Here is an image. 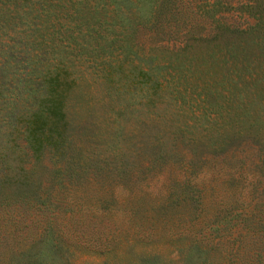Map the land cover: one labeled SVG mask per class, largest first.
<instances>
[{
	"label": "trees",
	"instance_id": "trees-1",
	"mask_svg": "<svg viewBox=\"0 0 264 264\" xmlns=\"http://www.w3.org/2000/svg\"><path fill=\"white\" fill-rule=\"evenodd\" d=\"M112 261L264 264V0H0V264Z\"/></svg>",
	"mask_w": 264,
	"mask_h": 264
},
{
	"label": "rangeland",
	"instance_id": "rangeland-1",
	"mask_svg": "<svg viewBox=\"0 0 264 264\" xmlns=\"http://www.w3.org/2000/svg\"><path fill=\"white\" fill-rule=\"evenodd\" d=\"M227 18V21H233L234 23L240 25V26H245L246 24L248 23H251L252 20L248 17H246L245 15H240L239 13H237L236 11H229L226 16ZM238 157H242V153H238L236 154ZM93 186V185H92ZM94 187V186H93ZM86 195H93V190H88L87 189V193L84 195V194H81L79 193V195L77 197H75V199H82L84 198ZM83 196V197H82ZM128 219L126 217H123L122 215H120L119 217L116 218V220L114 221V226L116 227V232H120V233H123L125 234L127 232H134L135 228H131V225L130 223L127 221ZM119 246L117 247V251H116V248H115V255L116 258H115V261H118V262H125V260L122 258L123 254H121L123 251H126L127 249L129 248H132L131 246H128V244L132 241L130 240L128 244L125 243V238L121 235L119 236ZM130 238V237H129ZM134 241V240H133ZM135 243L133 244L136 245L137 247L141 248V246H143L142 243L140 242H136L134 241ZM153 243H145L146 245V248L147 246H155V248H157L158 250V253L161 254L162 256H165V253L167 252L166 250L163 251V249L161 248L166 246L167 243L163 242V238H159V239H155L153 241H151ZM114 255V256H115ZM175 258V256L173 254L170 255V258ZM90 259L94 260L95 263H99L101 261V258L100 257H97V256H94L92 255V257H90ZM120 262V263H121ZM117 262H114L112 261L111 264H116Z\"/></svg>",
	"mask_w": 264,
	"mask_h": 264
}]
</instances>
